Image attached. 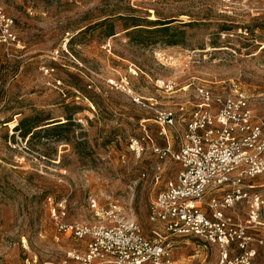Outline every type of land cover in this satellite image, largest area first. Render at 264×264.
<instances>
[{
  "label": "rangeland",
  "instance_id": "rangeland-1",
  "mask_svg": "<svg viewBox=\"0 0 264 264\" xmlns=\"http://www.w3.org/2000/svg\"><path fill=\"white\" fill-rule=\"evenodd\" d=\"M192 84L237 87L264 127V0H0V264H77L86 242L57 232L48 198L65 224L110 227L112 211L154 239L150 204L178 172L155 153L154 112L198 104ZM245 185L229 214L264 264V174ZM170 241L176 264H219L214 246Z\"/></svg>",
  "mask_w": 264,
  "mask_h": 264
},
{
  "label": "built area",
  "instance_id": "built-area-1",
  "mask_svg": "<svg viewBox=\"0 0 264 264\" xmlns=\"http://www.w3.org/2000/svg\"><path fill=\"white\" fill-rule=\"evenodd\" d=\"M192 85L198 104L189 108L181 103L154 112L160 136L167 138L170 130L176 142V148L167 145L155 153L162 162L170 160L178 166L177 174L166 181L149 207L148 219L161 227V234L153 232L154 239H149L138 223L112 211L106 212L115 220L110 227L68 225L64 204L47 199L57 232L86 242L84 252L69 255L77 264H176L170 239L214 246L219 264L253 263L256 251L249 247L247 228L229 212L248 199L245 189L254 187L245 183L264 174L262 121L237 87L216 94ZM155 87L169 95L177 90L175 81L158 80ZM130 148L139 155L144 151L138 142ZM90 203L92 209L97 207L95 200Z\"/></svg>",
  "mask_w": 264,
  "mask_h": 264
},
{
  "label": "trees",
  "instance_id": "trees-1",
  "mask_svg": "<svg viewBox=\"0 0 264 264\" xmlns=\"http://www.w3.org/2000/svg\"><path fill=\"white\" fill-rule=\"evenodd\" d=\"M171 23H165V24H160L158 26H160L161 28L156 29L157 31L161 32V33H169L170 32V27H168ZM67 121H70V119H67ZM53 124H55V122L53 123H49L44 125L43 127L45 128H41L40 126H35V127H30L28 129L23 128L22 125H20V127L17 129L19 131H21V135L23 138H26L27 136L31 135L32 137L35 136V133L40 132L45 130L46 132L48 131V129H52L53 127L59 126H52ZM67 124V123H66ZM66 124H61L60 126L66 125ZM37 130V131H35Z\"/></svg>",
  "mask_w": 264,
  "mask_h": 264
},
{
  "label": "crops",
  "instance_id": "crops-1",
  "mask_svg": "<svg viewBox=\"0 0 264 264\" xmlns=\"http://www.w3.org/2000/svg\"><path fill=\"white\" fill-rule=\"evenodd\" d=\"M165 142V146L169 145V146H173L174 148H176V142L174 140V137H172L171 135L168 136L167 138H162ZM166 182H164V184L161 185V189H163L164 185Z\"/></svg>",
  "mask_w": 264,
  "mask_h": 264
}]
</instances>
